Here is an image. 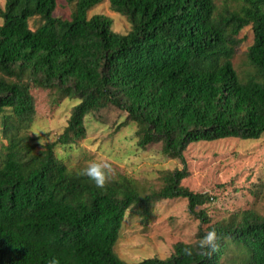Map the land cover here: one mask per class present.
<instances>
[{
  "label": "trees",
  "instance_id": "16d2710c",
  "mask_svg": "<svg viewBox=\"0 0 264 264\" xmlns=\"http://www.w3.org/2000/svg\"><path fill=\"white\" fill-rule=\"evenodd\" d=\"M104 1L127 19L126 34L113 32L107 16L88 17ZM55 9L56 0H5L0 11V264H264V215L249 210L199 229L165 259L126 263L114 252L131 207L146 221L153 202L181 198L207 223L196 209L209 196L180 184L189 144L264 136V0H76L68 19ZM32 18L40 22L34 30ZM247 26L252 72L241 81L231 60ZM31 85L79 101L41 151L27 134ZM97 96L136 124L139 148L160 143L181 163L158 191L142 193L123 175L100 188L56 158L57 145L84 139ZM212 229L217 247L206 254L199 242Z\"/></svg>",
  "mask_w": 264,
  "mask_h": 264
},
{
  "label": "rangeland",
  "instance_id": "374dc122",
  "mask_svg": "<svg viewBox=\"0 0 264 264\" xmlns=\"http://www.w3.org/2000/svg\"><path fill=\"white\" fill-rule=\"evenodd\" d=\"M216 1L220 3V0ZM74 2L56 0L54 17L68 19ZM4 3L5 0H0V11ZM96 14L109 17L115 33L126 34L130 30L127 19L113 13L107 1L90 10L88 17ZM39 24L36 18L28 23L31 30ZM237 40L231 62L239 79L244 81L252 72L246 58L253 43L251 26L245 27ZM30 94L35 116L27 134L34 139L36 151H41L45 144L55 142L63 132L72 108L79 101L60 98L54 90L33 85ZM94 100L84 118V139L57 145L54 149L56 158L77 172H82L90 163H107L111 166L109 177H128L142 193L161 189L164 176L181 169V163L165 156L160 143L139 148L137 126L126 119V113L113 108L106 99L97 96ZM5 144L0 134V145ZM183 156L188 174L180 184L192 192L209 196L210 201L196 209L204 211L207 223L190 214L187 201L181 198L153 202L146 221L131 207L125 213L114 246L120 260L135 263L152 257L165 259L176 243H194L199 229L206 231L209 225L226 222L246 210L264 215V136L245 141L235 138L199 141L189 144Z\"/></svg>",
  "mask_w": 264,
  "mask_h": 264
},
{
  "label": "clouds",
  "instance_id": "9594fccd",
  "mask_svg": "<svg viewBox=\"0 0 264 264\" xmlns=\"http://www.w3.org/2000/svg\"><path fill=\"white\" fill-rule=\"evenodd\" d=\"M36 134L39 135L38 132H36ZM110 172H111V166L107 163H90L85 169L82 170L80 174L88 177L91 181L95 183L97 187L103 188L106 181L109 179ZM217 240H218V236L216 230L212 229L208 231L200 239L199 242L200 250L206 254L209 252V250L215 251L217 247ZM184 252L187 255H191L192 249L185 248ZM49 264H57L56 259L53 258L49 262Z\"/></svg>",
  "mask_w": 264,
  "mask_h": 264
}]
</instances>
